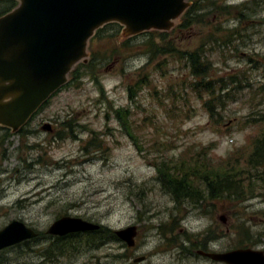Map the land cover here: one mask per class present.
<instances>
[{"label":"rangeland","instance_id":"rangeland-1","mask_svg":"<svg viewBox=\"0 0 264 264\" xmlns=\"http://www.w3.org/2000/svg\"><path fill=\"white\" fill-rule=\"evenodd\" d=\"M249 2L220 0L231 8ZM235 18L230 10L229 16H217L215 22L210 17L188 30H179L178 22L166 37L179 51L194 52L219 26L217 37L229 41L223 48L207 47L204 58L211 66L208 80L235 77L240 82L229 87L233 100L221 108L212 103L214 119L205 108L212 98L190 88L188 62L172 56L149 62L142 34L124 39L120 27L103 30L88 51L93 71L56 92L28 122L38 134L22 142L10 134L8 154L2 156L6 161L0 159V229L20 221L38 233L39 241L0 252V264H133L136 251L122 248L120 241L96 249L82 243L70 255L51 260L45 255L50 243L45 232L60 217L112 232L167 221L176 212L171 197L163 195L157 167L205 153L203 161L219 163L244 152L263 133L264 124L254 120L264 114V1L255 17L240 23ZM129 89L136 92L133 100ZM45 125L53 132H42ZM219 213L230 230L227 234L225 226L224 248L264 237V197L245 203L223 199ZM176 215L195 231L208 226L202 215Z\"/></svg>","mask_w":264,"mask_h":264},{"label":"water","instance_id":"water-1","mask_svg":"<svg viewBox=\"0 0 264 264\" xmlns=\"http://www.w3.org/2000/svg\"><path fill=\"white\" fill-rule=\"evenodd\" d=\"M15 1L17 7L0 18V126L12 133L27 125L68 83L76 66L87 64L89 43L98 30L117 24L124 39L149 32L169 33L191 5L189 0ZM42 131L51 133L52 129L45 125ZM101 227L64 217L45 235L64 238L95 233ZM113 233L128 249L135 247V226ZM37 237L35 230L12 221L0 230V252ZM218 260L225 264L262 262L258 253L250 250L231 251Z\"/></svg>","mask_w":264,"mask_h":264},{"label":"trees","instance_id":"trees-1","mask_svg":"<svg viewBox=\"0 0 264 264\" xmlns=\"http://www.w3.org/2000/svg\"><path fill=\"white\" fill-rule=\"evenodd\" d=\"M264 0H251L249 3H244L239 7L231 8L225 4H221L220 0H189L191 4L186 10L179 21L177 28L179 30H188L193 26L205 25L208 18L211 17V21L215 22V17L220 15L229 16L230 10L236 12L235 20L240 23L245 21L248 16L255 17L257 11L263 4ZM15 0H1L0 1V18L10 13L17 7ZM114 26L119 28L117 24H109L98 30L94 37L90 40L89 50L92 42L98 39L103 30L107 27ZM121 28V27H120ZM173 29L171 32H173ZM213 32L207 41L202 43L200 47L194 52L179 51L173 44L166 41L167 33L149 32L142 34L146 40L142 43V47L145 48V53L149 56V62L156 60L158 57L172 56L176 57L179 61L188 62L190 65V75L192 77L190 82V88L195 93L207 95L212 98L205 104L207 113L210 119H214L215 107L213 102H218V106L221 108L226 101L233 100L232 93L229 87L232 84H239L240 82L230 79H217L208 80L211 70V66L204 62L206 48L225 47L229 44V41L225 42L219 36L217 37V31L221 30L219 26L213 28ZM169 32V33H171ZM158 34V35H157ZM157 35V36H156ZM132 39V38H131ZM155 41L162 43V46L157 45ZM125 47L126 44L121 45ZM93 62L90 64H79L69 75V82L61 89L71 87L74 83L79 82L84 75L93 71ZM145 81V80H144ZM142 83V82H141ZM146 85V84H145ZM140 83L136 84V89H139ZM129 89V99L135 98L136 92ZM224 92V93H223ZM218 93L224 94L223 96ZM264 94V87L261 91ZM47 103H45L41 111ZM128 112V111H127ZM127 115V113H125ZM259 119L254 120L257 124H264V114H259ZM118 119L123 123L126 132L129 129L124 124L123 120H126L122 111L117 113ZM72 132V130L70 129ZM259 137L253 138L250 141L248 148L244 152H237L236 154H230L229 157L222 160V162L212 163L210 161H203L202 158L207 157L205 154H195L192 157L184 158L185 160L166 162L157 167V180L161 184V187L165 191L172 192L175 195V200L180 199H194L196 196H200V190H211L214 192L219 191L218 194L211 193L210 196L205 194L206 199H213L222 196V198L228 199L232 202L245 203L250 199H254L256 196L264 197V194H258L257 190H262L264 193V130ZM132 138V135L130 134ZM95 140H93L94 142ZM98 148L97 145H95ZM61 218V217H60ZM43 236V234H42ZM48 247L45 251V255L53 260L58 257H64L70 255L73 251H77L76 247L84 243L87 248L96 249L103 245L105 242H118L114 233L101 227L100 231L87 234H73L64 238H47ZM37 239L25 242L21 245L15 246L19 248L21 246H29L32 243H37Z\"/></svg>","mask_w":264,"mask_h":264},{"label":"flooded vegetation","instance_id":"flooded-vegetation-1","mask_svg":"<svg viewBox=\"0 0 264 264\" xmlns=\"http://www.w3.org/2000/svg\"><path fill=\"white\" fill-rule=\"evenodd\" d=\"M29 128L30 126L25 125L18 132L12 133L9 129L0 126V159L3 162L6 159L2 156L5 153L8 154L7 150L11 144L10 134L17 136L20 139L19 142H22L21 139L34 136L32 133L38 134L37 130ZM162 192L163 195L171 197L174 212L194 213L196 218L202 215L200 218L207 219L208 226L203 230L195 231L187 225L185 219H178L180 216L176 213L167 221H158L156 224L143 222L135 225L137 230L135 247L129 250L136 251V257L133 259V261L137 260L136 264H225L219 261L218 257L236 250H250L258 253L262 261L259 263L264 264V237L253 242L248 237L247 241L250 244L241 248H224V228L228 223L219 213L223 205L222 196L217 195L215 200L206 199L205 194L210 196L214 191L200 190V196L194 199L176 201L172 192L164 190ZM214 193L218 194L219 191ZM226 233H230L228 226ZM238 237L239 233L235 239ZM125 246L123 244L122 248Z\"/></svg>","mask_w":264,"mask_h":264}]
</instances>
